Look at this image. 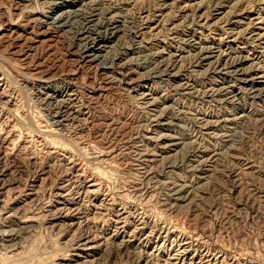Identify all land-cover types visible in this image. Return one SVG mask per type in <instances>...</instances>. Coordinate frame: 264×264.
I'll return each mask as SVG.
<instances>
[{
  "label": "rangeland",
  "instance_id": "374dc122",
  "mask_svg": "<svg viewBox=\"0 0 264 264\" xmlns=\"http://www.w3.org/2000/svg\"><path fill=\"white\" fill-rule=\"evenodd\" d=\"M263 88L264 0H0V264H264Z\"/></svg>",
  "mask_w": 264,
  "mask_h": 264
},
{
  "label": "bare ground",
  "instance_id": "6f19581e",
  "mask_svg": "<svg viewBox=\"0 0 264 264\" xmlns=\"http://www.w3.org/2000/svg\"><path fill=\"white\" fill-rule=\"evenodd\" d=\"M96 1V0H95ZM99 2V1H98ZM83 5V4H82ZM81 6V5H80ZM79 8V7H78ZM82 9V8H81ZM77 11H80V10H68V11H66V10H62L61 12H56V13H54V15L52 16V20L54 21V22H61V23H64L65 25H67V26H72L73 25V21H74V19H75V17H76V12ZM82 12V11H81ZM83 13V12H82ZM82 13H80V14H82ZM105 15V14H104ZM83 16V15H82ZM51 19V18H50ZM38 20V19H37ZM90 20V19H89ZM39 22H40V20H39ZM52 22V21H51ZM101 22V21H100ZM49 23V22H48ZM75 23V22H74ZM80 23V22H79ZM91 23V22H90ZM98 23V22H97ZM124 23V22H123ZM76 24V23H75ZM74 24V25H75ZM99 25H100V23H98ZM78 25V24H77ZM93 25V24H92ZM59 26V25H58ZM62 26V25H61ZM86 26V25H85ZM81 27V26H80ZM96 27H98V25H96ZM72 28V27H71ZM120 28V27H119ZM119 28L118 27H113V29L112 28H110L108 25L107 26H105V27H103V26H99L98 27V30L95 32V34H96V36L94 37V36H89V38L87 39V41H86V43L84 42V47H83V49H82V52H80V53H82V55H83V58L85 59V60H87L86 62H91V63H95V65H97L96 67H101V69H105L106 67H109V65H110V63H109V61L110 60H108V57L106 58V57H104V55H102V52L105 50V45L103 44V42L104 41H106V40H110V39H112V38H114L115 36H117V34L120 32V31H122V29L121 30H119ZM73 29V28H72ZM77 30V29H76ZM83 31V30H82ZM91 32V31H90ZM88 33V32H87ZM234 34V33H233ZM81 35H82V33H81ZM120 35V34H119ZM88 37V36H87ZM119 37V36H118ZM81 38V37H80ZM260 38V37H259ZM116 39V38H115ZM117 40V39H116ZM79 41H81V40H79ZM112 41V40H111ZM118 41V40H117ZM78 43V42H77ZM107 45V44H106ZM116 45V44H115ZM113 46H114V44H113ZM80 48V47H79ZM81 50V49H80ZM202 50V49H201ZM208 50V49H207ZM206 51V50H205ZM209 51V50H208ZM211 51V50H210ZM200 52H202V51H200ZM75 53V52H74ZM205 53V52H204ZM222 53V52H221ZM220 53V54H221ZM108 54V53H107ZM202 54H203V52H202ZM201 54V55H202ZM224 54H225V52H224ZM223 54V55H224ZM228 54V53H227ZM108 56V55H107ZM212 56V55H211ZM221 56V55H220ZM226 56V55H225ZM113 57V56H112ZM223 57V56H222ZM230 58V57H229ZM109 59H111V57L109 58ZM219 59V58H218ZM83 60V59H82ZM233 60V59H232ZM235 60V59H234ZM236 61V60H235ZM240 61V60H239ZM161 62H163V61H161ZM112 63V62H111ZM115 63V62H114ZM218 63V62H217ZM228 63V62H227ZM232 63V62H231ZM235 63V62H234ZM236 63H237V61H236ZM239 63V62H238ZM113 64V63H112ZM122 65V64H121ZM170 65V64H169ZM219 65V64H218ZM236 65V64H235ZM81 66V65H80ZM232 66V65H231ZM94 67V66H93ZM113 67V66H112ZM242 67V66H241ZM110 68H111V66H110ZM224 68V67H223ZM241 69V68H240ZM244 69V68H243ZM153 70V69H152ZM159 71V70H158ZM243 71V70H242ZM241 71V72H242ZM152 72V71H151ZM245 72V71H244ZM237 73V72H236ZM98 74V73H97ZM105 74V73H104ZM151 75V74H150ZM162 75V74H161ZM236 75V74H235ZM106 76V75H105ZM156 77H159L160 78V76H157V75H155ZM155 76L153 77V78H155ZM109 77H110V75H109ZM148 78V77H147ZM242 78V77H241ZM98 79V78H97ZM243 80V79H242ZM43 81V80H42ZM252 81V80H251ZM131 82H133V81H131ZM244 82V81H243ZM93 83V82H92ZM107 83H108V81H107ZM129 83V82H128ZM99 87V86H98ZM109 87V86H108ZM182 88V87H181ZM252 88V87H251ZM262 88V87H261ZM245 89V88H244ZM249 89V88H248ZM247 89V90H248ZM253 89V88H252ZM263 90H264V88H263ZM230 91V90H229ZM261 91V90H260ZM248 92V91H247ZM250 92V91H249ZM256 92V91H255ZM257 92H259L258 90H257ZM232 93V92H231ZM257 94H259V93H257ZM46 99V98H45ZM74 99V98H73ZM72 99V100H73ZM67 101V100H66ZM147 102V101H146ZM62 103V102H61ZM58 104V106H57V108L58 109H65V106H63V105H65V104ZM67 103V102H66ZM154 103V102H153ZM67 105V104H66ZM56 108V109H57ZM53 110V109H52ZM68 110V109H67ZM66 109L64 110L65 112L67 111ZM67 113V112H66ZM65 113V114H66ZM57 114H59V111H58V113ZM67 115H68V113H67ZM56 116V115H55ZM58 116V115H57ZM60 118V117H59ZM156 124V123H155ZM151 131V130H150ZM163 136V135H162ZM137 138V137H136ZM174 145V144H173ZM113 150V149H112ZM132 150V149H131ZM1 195V194H0ZM62 195V194H61ZM173 195V194H172ZM184 198V197H183ZM59 210V209H58ZM62 214H63V212H62ZM12 215V214H11ZM56 215V214H55ZM59 215V214H58ZM61 215V214H60ZM60 217V216H59ZM58 218V217H57ZM53 219V218H52ZM3 232H1L0 234H1V236H0V241L2 240H8L7 242H10L11 241V239H12V236H13V234H12V232L11 231H4V230H2ZM94 238V237H93ZM81 240V239H80ZM85 242H83V243H81V246H82V250L83 251H89V249H91L92 247H95V246H91L90 245V243L91 242H93L92 240L93 239H91L90 237H87V238H85ZM2 243V242H1ZM1 247H3V248H6V249H8V250H10L11 252H14L15 250H17V246L16 245H14V244H8V245H6V247H5V245H1ZM5 249V250H6ZM79 254V253H78ZM179 254V253H178ZM148 264V263H147Z\"/></svg>",
  "mask_w": 264,
  "mask_h": 264
}]
</instances>
